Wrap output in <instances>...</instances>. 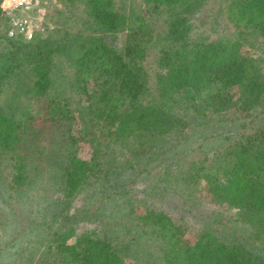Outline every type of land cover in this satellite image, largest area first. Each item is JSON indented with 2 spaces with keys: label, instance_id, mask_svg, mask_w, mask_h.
I'll list each match as a JSON object with an SVG mask.
<instances>
[{
  "label": "trees",
  "instance_id": "16d2710c",
  "mask_svg": "<svg viewBox=\"0 0 264 264\" xmlns=\"http://www.w3.org/2000/svg\"><path fill=\"white\" fill-rule=\"evenodd\" d=\"M2 2L0 264H264V0Z\"/></svg>",
  "mask_w": 264,
  "mask_h": 264
},
{
  "label": "rangeland",
  "instance_id": "374dc122",
  "mask_svg": "<svg viewBox=\"0 0 264 264\" xmlns=\"http://www.w3.org/2000/svg\"><path fill=\"white\" fill-rule=\"evenodd\" d=\"M49 2V0H48ZM55 4L56 2H50V5H49V9H50V12H51V9H53V7H55ZM57 6L60 7L61 4L60 3H57ZM154 71H153V75H154ZM154 78V76H153ZM179 111H181L182 113H185V114H188V117L192 114L190 111L186 110V109H181L179 108ZM236 116V114L232 113V114H229L227 116L228 119H233L234 117ZM229 121V120H228ZM198 122H200L202 124V126L200 125L199 126V135H204V136H208L209 138L214 134H219L217 135L215 138H210L208 141H216V142H219V139H221V137H223L226 133H227V123L224 119V121H220V120H217V119H213V120H199ZM234 125H236L234 122H233ZM47 133L46 130H44V134ZM196 141V140H194ZM44 142V138L43 136L41 137L40 136H37L36 134L35 135H31L30 137H27L25 139V143H26V146H29L30 144H35V145H42ZM215 142V143H216ZM35 145H32V146H35ZM46 145V144H45ZM15 209H20L19 208V205L18 204H13ZM9 211H11L12 207H9L8 208ZM229 216H233L231 213H228L227 214V217ZM237 227H236V230H237V235L238 237H244L245 239H248L250 240V236H251V232L249 231L248 228H246L242 223L240 222H237ZM14 226V225H13ZM12 225H10L9 227V232L0 240V247L1 250H3L4 252L1 254L0 253V262H2V258L5 259L6 262H11V261H18V256L17 254L14 253V251L16 250L15 248L11 249V247L9 246H6L4 247V245H7L9 244L10 242L13 241V239L16 240V243L19 241L17 239L18 238V234H16V232L12 231ZM14 233V235H13ZM26 236L27 238L30 236L27 235L26 233ZM251 241L254 243V245L256 247H258L260 250H263L264 251V243H262L261 241H254L253 239H251ZM17 259V260H16Z\"/></svg>",
  "mask_w": 264,
  "mask_h": 264
},
{
  "label": "built area",
  "instance_id": "2783aa9c",
  "mask_svg": "<svg viewBox=\"0 0 264 264\" xmlns=\"http://www.w3.org/2000/svg\"><path fill=\"white\" fill-rule=\"evenodd\" d=\"M48 0H11V3L5 5L3 0L2 9L12 14L11 35L23 34L26 38L31 39L36 27H41V22L45 21V14L48 11ZM17 10L23 15L14 14ZM33 10L38 11V15L33 16Z\"/></svg>",
  "mask_w": 264,
  "mask_h": 264
},
{
  "label": "clouds",
  "instance_id": "9594fccd",
  "mask_svg": "<svg viewBox=\"0 0 264 264\" xmlns=\"http://www.w3.org/2000/svg\"><path fill=\"white\" fill-rule=\"evenodd\" d=\"M11 3V0H5V5Z\"/></svg>",
  "mask_w": 264,
  "mask_h": 264
}]
</instances>
